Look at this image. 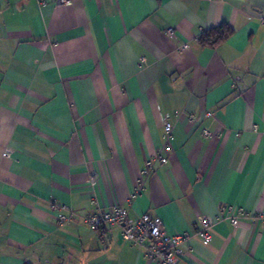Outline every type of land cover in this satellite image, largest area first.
<instances>
[{
    "label": "crops",
    "instance_id": "1",
    "mask_svg": "<svg viewBox=\"0 0 264 264\" xmlns=\"http://www.w3.org/2000/svg\"><path fill=\"white\" fill-rule=\"evenodd\" d=\"M115 205L178 264H264V0H0V264H156L87 224Z\"/></svg>",
    "mask_w": 264,
    "mask_h": 264
},
{
    "label": "built area",
    "instance_id": "2",
    "mask_svg": "<svg viewBox=\"0 0 264 264\" xmlns=\"http://www.w3.org/2000/svg\"><path fill=\"white\" fill-rule=\"evenodd\" d=\"M37 4L43 5L46 0H35ZM57 4L67 5L70 0H56ZM169 33L173 35L172 30ZM210 115V113L208 114ZM172 126L164 118V138L165 143L163 151L169 148L168 142L171 138ZM206 133V131H204ZM157 159L161 163L166 162V158L162 155H157ZM152 171V162L147 161L146 169L142 174H148ZM95 183V180L90 182L91 185ZM141 186L138 189L139 193ZM232 208H226V219L233 226L240 224L243 216H247L244 212H238L234 214ZM243 214V215H242ZM219 219H224L220 218ZM255 219L264 222V210L259 211L255 215ZM60 222L66 221L65 216L59 217ZM87 224L104 233L109 227H119L121 229V237L131 243L132 245L141 246L144 248L145 256L150 261L156 264H178L181 254L182 245L186 242L187 234H168L163 227L162 220L158 216H150L148 214H142L134 220L128 219V210L118 205L112 206L108 211L98 210L95 213L87 216ZM215 221L210 220L207 217L200 216L197 218L196 235L204 242H209L211 239V230Z\"/></svg>",
    "mask_w": 264,
    "mask_h": 264
},
{
    "label": "trees",
    "instance_id": "3",
    "mask_svg": "<svg viewBox=\"0 0 264 264\" xmlns=\"http://www.w3.org/2000/svg\"><path fill=\"white\" fill-rule=\"evenodd\" d=\"M233 32V29L226 25L221 24L216 28H212L210 31H204L200 35V41L202 43L217 44L228 38Z\"/></svg>",
    "mask_w": 264,
    "mask_h": 264
}]
</instances>
